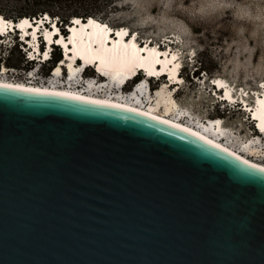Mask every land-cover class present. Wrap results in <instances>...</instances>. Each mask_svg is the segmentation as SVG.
I'll use <instances>...</instances> for the list:
<instances>
[{
	"label": "water",
	"instance_id": "95a60500",
	"mask_svg": "<svg viewBox=\"0 0 264 264\" xmlns=\"http://www.w3.org/2000/svg\"><path fill=\"white\" fill-rule=\"evenodd\" d=\"M5 85L0 264H264V167L125 105Z\"/></svg>",
	"mask_w": 264,
	"mask_h": 264
},
{
	"label": "rangeland",
	"instance_id": "374dc122",
	"mask_svg": "<svg viewBox=\"0 0 264 264\" xmlns=\"http://www.w3.org/2000/svg\"><path fill=\"white\" fill-rule=\"evenodd\" d=\"M117 5L119 9L110 15L112 22L138 30L144 41L167 39L183 48L185 55L196 53L192 65L184 57L188 61V67L183 71L184 81L180 87L173 86L177 89L178 101L196 110L195 114L199 111L200 115L209 118L219 113L215 100L211 99V85L206 73L197 71L202 53L209 56L212 66L217 67L210 77L223 76L249 91L260 87L259 82L264 81V0H117ZM21 54L24 55L22 50L13 56L18 58ZM43 66L38 63L32 73L39 71L38 80L48 81L55 74L50 70L46 74V66ZM186 71L190 76L186 77ZM16 72L14 75L18 78L14 79L29 80L25 77L28 72L24 73L23 69ZM219 106L225 109L227 125L237 132L246 131L248 136L256 133L249 112L243 113L237 106Z\"/></svg>",
	"mask_w": 264,
	"mask_h": 264
},
{
	"label": "bare ground",
	"instance_id": "6f19581e",
	"mask_svg": "<svg viewBox=\"0 0 264 264\" xmlns=\"http://www.w3.org/2000/svg\"><path fill=\"white\" fill-rule=\"evenodd\" d=\"M46 14L47 17L52 19L49 13ZM0 17L3 18V20H0V24H8L7 26L12 27L14 23H21V21L16 22L12 18H6L1 13ZM24 17L27 18L28 16ZM76 17L82 18L79 16ZM90 17L92 23H108L107 21L96 19L93 16ZM24 20L28 21L27 24L22 26L25 29L28 25H32L35 30L37 28L45 29L44 34L49 40V43H51L53 33H56L55 31L51 32V30L56 27H48L49 24L47 25V21L44 20L39 22L37 20L32 21L23 18V21ZM77 20L82 23V27L73 26L69 40L64 36L58 39L61 40V45L64 47L66 45L65 50L67 52L62 55L67 56V58H64L63 61L54 66L55 70L53 74L55 75L53 77L48 79V81H41L38 80L35 73H32L31 75L25 76L30 79L33 77L34 79L32 80H16L8 77V70H1L2 67H0V84L38 90L59 91L125 105L190 129L209 141L235 152V154L244 160L264 167V136L260 133L261 130L259 131L260 127H256L259 128L258 133L248 136L243 130L242 133L240 131L237 132L235 128L230 125H228L229 127L222 126V118L219 116H211L209 117V122H206L203 116H198L199 111L195 114L194 112L196 110L189 109L185 102L178 101L176 97L177 89L174 90L173 86L177 85L176 80L184 81V78L178 74L181 70H178L179 68L176 62H174V65L170 69L167 66L168 63L173 62L174 59L177 58L176 53L168 56L166 52H164L165 57L162 58V56H159L161 51L157 48L158 44L149 43V45H144V43L140 44L134 39L129 40L122 37L117 40L120 42L118 45L116 41H112L111 44L107 42L104 44L97 43V40L101 39L98 38L97 35L101 32L107 33L105 25L102 27L94 24L89 27V25H83V23L88 20L76 19V21ZM9 21L11 23H7ZM76 21H72L70 25L72 26ZM37 24L39 25L37 26ZM56 26H59L58 23H56ZM119 33H121L122 36L126 31L125 29H121ZM107 37L109 38L108 35ZM56 38H58V36H56ZM70 40L72 42H69ZM70 43H72V47L69 45ZM112 46L119 48L118 51H120V54L117 53V56L111 55L109 48H112ZM51 47H53V44H51ZM135 51L138 52L136 53ZM141 52L143 53L141 54ZM38 53H40L39 50H37L36 55H38ZM77 56H81L83 62L87 59L96 61L99 66L98 68L101 69L99 74L92 72L91 75L95 76L88 78L86 81L82 79L81 71L84 65L82 67L78 66L79 64L75 62ZM160 61L164 62L161 68L164 71L170 70L173 79L169 81L166 80V82V78L163 77L150 86L147 81H144L134 92L131 90H128V92L125 91L127 90V88H123L125 78L136 72V67L140 68L142 64V68L145 67L147 70L152 71L149 73L156 72L159 74V67L155 66V64ZM97 64L94 63L92 66H97ZM67 66L69 67L70 75H68V73L64 75V72L67 71ZM5 67L6 66H4V68ZM163 70L160 71V74ZM98 77L100 79H98ZM216 78L217 82H219L218 84H224L226 82V78L223 76H217ZM261 85H264V82ZM177 87L180 86L177 85ZM150 88L153 89L154 92H152ZM256 92L258 93V91ZM225 94L231 95L230 89H226ZM256 103V105L251 106L253 107L251 111H254L253 116L258 119L257 125L264 127V94L261 96L258 93ZM256 134L257 136H255Z\"/></svg>",
	"mask_w": 264,
	"mask_h": 264
},
{
	"label": "trees",
	"instance_id": "16d2710c",
	"mask_svg": "<svg viewBox=\"0 0 264 264\" xmlns=\"http://www.w3.org/2000/svg\"><path fill=\"white\" fill-rule=\"evenodd\" d=\"M119 9L117 0H0V13L6 18H12L18 22V19L24 16H38L40 14L49 13L52 18H57V23L62 29L70 23L74 16L82 17L84 20L89 16L96 19L107 21L111 25H117L111 21L110 15L112 12ZM59 49V48H58ZM21 53L19 45L1 46L0 47V63L5 62L9 66L26 67L28 62L24 55L21 54L18 58H14L15 53ZM62 57V53L57 47L53 52V58L42 63L46 66V74L56 65L57 61ZM199 65L197 71H204L208 77L215 72L209 56L205 53L200 54L198 58ZM187 69V68H186ZM186 77L190 76V72H185ZM217 112L225 115V109H221L217 105Z\"/></svg>",
	"mask_w": 264,
	"mask_h": 264
},
{
	"label": "snow or ice",
	"instance_id": "6c2138e0",
	"mask_svg": "<svg viewBox=\"0 0 264 264\" xmlns=\"http://www.w3.org/2000/svg\"><path fill=\"white\" fill-rule=\"evenodd\" d=\"M0 20H3V18L0 17ZM7 23H11V22L9 21V22H7ZM27 23H28L27 20L21 21V23L18 24L16 27H22L24 24H27ZM76 23H79V21L77 20ZM90 23H91V21H90ZM6 27H7L6 24H0V32L5 31V30H6ZM105 27H106V26H105ZM57 31H58V30H57ZM124 34L126 35L127 33H124ZM116 35H117V36H120L121 33H116ZM21 39H23V37H21ZM46 39H47V37H46ZM69 42H72V41L70 40ZM56 43H57V44H60V43H61V40H57ZM97 43H101V44L106 43V37H105V39H99V40H97ZM119 43H120L119 41H116V44H117V45H118ZM65 47H66V45H65ZM133 47H135V46H133ZM45 57L47 58V53H45ZM140 66L143 67L142 64H141ZM213 83H217V84H218L219 82H217V81H213ZM220 86H222V85H220ZM5 87H11V86H10V85H5ZM23 90H25V91H39L38 89H23ZM55 95L66 96V95H69V94H67V93H55ZM75 98H77V99H82L81 97H75ZM116 107H119V105H116ZM257 127H260V130H261V131H264V127H261L260 125H257Z\"/></svg>",
	"mask_w": 264,
	"mask_h": 264
},
{
	"label": "built area",
	"instance_id": "2783aa9c",
	"mask_svg": "<svg viewBox=\"0 0 264 264\" xmlns=\"http://www.w3.org/2000/svg\"><path fill=\"white\" fill-rule=\"evenodd\" d=\"M30 57H34L35 55L34 54H31V53H29L28 54ZM4 66H6L5 68H4ZM1 70H3V69H6V70H8L7 71V73H10V74H12V75H10V77L11 78H18L16 75H14V74H17L18 72H16L18 69H23V67H18V66H13V67H9V65H7L5 62H2L1 63ZM53 73H54V68H53ZM25 73V72H24ZM52 73V74H53ZM21 75H24V74H21ZM28 75V74H27ZM20 78V77H19ZM23 78V77H22ZM30 79V78H29ZM30 80H32V79H30Z\"/></svg>",
	"mask_w": 264,
	"mask_h": 264
},
{
	"label": "clouds",
	"instance_id": "9594fccd",
	"mask_svg": "<svg viewBox=\"0 0 264 264\" xmlns=\"http://www.w3.org/2000/svg\"><path fill=\"white\" fill-rule=\"evenodd\" d=\"M60 49V48H59ZM61 51V50H60ZM188 65V62L187 63H185V67L183 68V71H184V69L186 70V66ZM152 82V81H151ZM131 85H132V83H129L128 85H127V87H131Z\"/></svg>",
	"mask_w": 264,
	"mask_h": 264
},
{
	"label": "flooded vegetation",
	"instance_id": "af4514ba",
	"mask_svg": "<svg viewBox=\"0 0 264 264\" xmlns=\"http://www.w3.org/2000/svg\"><path fill=\"white\" fill-rule=\"evenodd\" d=\"M42 47H43V46H42ZM55 48H56V47H55ZM57 51L59 52V49H58V47H57ZM53 68H54V66H53V67L50 69V71H52V69H53ZM50 71H49V72H50Z\"/></svg>",
	"mask_w": 264,
	"mask_h": 264
}]
</instances>
